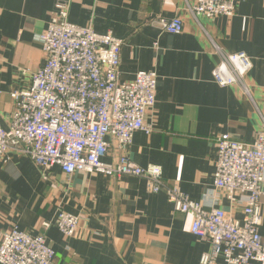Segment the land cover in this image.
<instances>
[{
    "label": "crops",
    "instance_id": "obj_1",
    "mask_svg": "<svg viewBox=\"0 0 264 264\" xmlns=\"http://www.w3.org/2000/svg\"><path fill=\"white\" fill-rule=\"evenodd\" d=\"M69 5L68 21L123 39L119 78L139 71L158 75L157 103L147 116L152 132L134 134L130 158L161 166L165 182L178 185L206 210L223 208L243 220L245 197L230 200L215 187L217 138L229 134L251 143L264 112V0H239L234 16L207 18L191 12L197 0H0V124L8 129L12 93L29 88L45 62L40 42L57 11ZM179 16L184 29L165 31L160 19ZM214 43L226 53H247L251 97L238 85H219ZM107 162L118 155L116 142ZM261 204L264 241V184ZM61 211L80 216L75 235L58 228ZM194 217L175 209L146 178L50 171L11 150L0 158V238L13 226L44 235L55 264H201L211 244L191 231Z\"/></svg>",
    "mask_w": 264,
    "mask_h": 264
},
{
    "label": "built area",
    "instance_id": "obj_2",
    "mask_svg": "<svg viewBox=\"0 0 264 264\" xmlns=\"http://www.w3.org/2000/svg\"><path fill=\"white\" fill-rule=\"evenodd\" d=\"M239 0H197L191 12L207 18L232 17ZM69 5L57 4L40 37L45 62L34 73L32 85L12 93L15 107L8 129L0 124V158L14 150L50 171L60 166L67 175L76 172L147 179L151 192L164 191L176 211L192 214L191 231L207 240L211 249L201 264H264L261 204L264 184V112L256 107L260 127L251 143L229 134L217 138L215 187L236 201L245 197L240 221L223 208L206 210L178 185L164 180L161 166L142 167L129 156L137 131L152 132L147 114L157 103L158 75L139 71L133 79L121 81L119 70L123 39L111 32L102 34L91 27L68 21ZM161 27L179 34L184 24L179 16L160 19ZM220 62L213 70L221 86L238 85L251 97L246 77L253 67L245 52L226 53L216 43ZM116 142L118 155L107 162ZM80 216L61 211L58 228L67 236L76 234ZM55 251L44 235H31L17 226L0 238V264H55Z\"/></svg>",
    "mask_w": 264,
    "mask_h": 264
}]
</instances>
